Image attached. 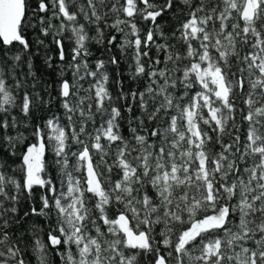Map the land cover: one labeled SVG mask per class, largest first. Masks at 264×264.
<instances>
[{
  "label": "trees",
  "instance_id": "16d2710c",
  "mask_svg": "<svg viewBox=\"0 0 264 264\" xmlns=\"http://www.w3.org/2000/svg\"><path fill=\"white\" fill-rule=\"evenodd\" d=\"M244 1L24 0L26 44L0 39V264H264V0L251 21Z\"/></svg>",
  "mask_w": 264,
  "mask_h": 264
},
{
  "label": "water",
  "instance_id": "95a60500",
  "mask_svg": "<svg viewBox=\"0 0 264 264\" xmlns=\"http://www.w3.org/2000/svg\"><path fill=\"white\" fill-rule=\"evenodd\" d=\"M259 7V0H245L242 6L240 17L242 20H253L255 11ZM25 13L24 0H0V39L4 45H9L13 42L26 44L25 39L20 35V25ZM64 13V11H62ZM217 88L219 93L226 96V87L221 77L217 79ZM63 95H68L69 87L67 83L62 85ZM46 152L43 142L37 145H30L26 148L23 155V163L25 166V189L29 191L32 186L39 183V174L42 171L43 165L41 157ZM80 160L84 164V174L86 178L87 190L91 193L101 194L100 180L94 169L90 152L85 149L78 154ZM115 223L118 230L123 235L128 246L135 249H147L149 247L148 237L145 232L136 233L130 227V221L124 213H120L115 218ZM197 225H194L190 233L197 230ZM51 243H57L58 238H50ZM155 264H167L163 257L156 259Z\"/></svg>",
  "mask_w": 264,
  "mask_h": 264
},
{
  "label": "rangeland",
  "instance_id": "374dc122",
  "mask_svg": "<svg viewBox=\"0 0 264 264\" xmlns=\"http://www.w3.org/2000/svg\"><path fill=\"white\" fill-rule=\"evenodd\" d=\"M214 79H215V83L217 84V77L214 76ZM215 223H216V220H211V219H210V220L206 221L204 225L198 226V227H197V230H196L194 233H190V234H188L187 238L192 237L196 232H198V231L201 230L202 228H205V227H207V226L213 225V224H215Z\"/></svg>",
  "mask_w": 264,
  "mask_h": 264
}]
</instances>
